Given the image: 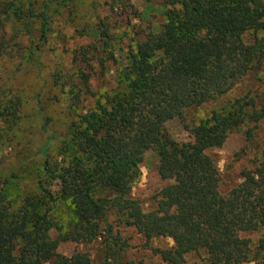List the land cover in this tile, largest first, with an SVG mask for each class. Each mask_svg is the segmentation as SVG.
I'll return each instance as SVG.
<instances>
[{
  "label": "trees",
  "instance_id": "1",
  "mask_svg": "<svg viewBox=\"0 0 264 264\" xmlns=\"http://www.w3.org/2000/svg\"><path fill=\"white\" fill-rule=\"evenodd\" d=\"M75 1L0 0V73L1 63L14 56L9 41L22 34L8 36L7 24L22 25L30 34L36 26L38 42H43L53 16ZM159 2L164 23L129 48L113 72L112 87L101 96L90 87L92 64L105 70L106 61H115L114 53L103 57L97 44L73 53L76 70L61 87L77 113L64 135L52 131L42 108L37 109L45 141L34 191L12 197L11 182L0 176V264H128L127 240L115 230L120 226L147 242L169 239V249L151 250L165 264H186L192 253L203 254V264H264V238L255 244L245 237L264 229V154L241 171V182L225 195L219 190L217 162L207 154L234 133H242L247 143L253 140L264 120V95L240 97L213 110L191 128L198 142L193 150L166 130L168 123L183 122L187 111L225 96L261 70L264 0ZM102 28L99 38L110 42ZM53 77L55 85L62 80L60 72ZM73 78L79 82L70 84ZM79 94L93 98V106L86 109V98ZM20 113V100L0 86V138L18 125ZM148 151L169 184L145 212L131 191ZM57 201L69 207L65 227L51 218ZM53 229L58 233L54 240ZM67 242L100 243V258L59 254L58 245Z\"/></svg>",
  "mask_w": 264,
  "mask_h": 264
},
{
  "label": "rangeland",
  "instance_id": "2",
  "mask_svg": "<svg viewBox=\"0 0 264 264\" xmlns=\"http://www.w3.org/2000/svg\"><path fill=\"white\" fill-rule=\"evenodd\" d=\"M36 1L38 4L41 2ZM46 1L52 5L50 0ZM163 23V8L159 0H76L62 13L53 16L49 23L50 31L43 42H38L36 26L32 27L35 31L30 34L22 25L12 22L6 25L8 36L22 33L9 41L14 56L1 63L0 73V86L6 85L10 95L16 101L20 100L18 125L12 131H3L0 138V176L11 182L12 197L32 193L40 179L43 158L39 154L45 136L40 130L37 109L42 108V114L49 119V127L58 135H64L75 120L77 112L71 106L70 96L61 87L76 70L72 65L73 53L89 44L99 45L105 58L109 56L108 52L114 53L115 61H106L105 70L92 64L95 73L90 79V87L98 97L112 87L113 72L124 63L129 48L134 49L137 43L157 32ZM102 27L110 42L99 38L98 30H103ZM37 47L39 51L34 52ZM59 72L62 80L55 85L53 76ZM78 82L75 78L69 81L70 84ZM263 95L264 63L259 72L243 79L225 96L187 111L183 122L174 120L168 123L167 133L179 145L193 150L198 142L190 130L208 118L213 110H220L240 97ZM78 97L86 98L83 100L86 109L93 106V98L83 94ZM207 154L217 162L221 174L219 190L225 195L241 182V171L251 169L253 160L264 154V120L259 123L250 143L246 142L242 133H234L221 148L207 151ZM157 165L154 152L148 151L140 165V177L132 184V197L141 203L145 212L153 209L158 193L169 184L160 178ZM56 189L51 188L52 191ZM69 214L68 204L57 201L51 218L65 227ZM115 230L123 240H127L129 247L125 252V261L128 264H165L151 250L169 249L172 246L169 239L154 238L147 242L133 229L120 226ZM49 235L53 240L58 237L54 229ZM245 237L256 244L264 238V229ZM100 248V243L77 245L67 242L60 243L57 252L64 256L83 252L98 260ZM203 258L201 253H192L186 257V264H203Z\"/></svg>",
  "mask_w": 264,
  "mask_h": 264
}]
</instances>
